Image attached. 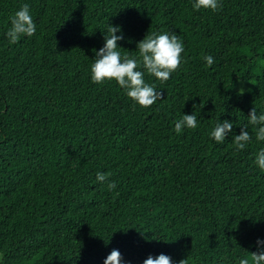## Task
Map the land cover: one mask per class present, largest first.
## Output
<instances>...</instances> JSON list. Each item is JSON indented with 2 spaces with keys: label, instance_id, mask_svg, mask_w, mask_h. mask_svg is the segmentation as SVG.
<instances>
[{
  "label": "trees",
  "instance_id": "1",
  "mask_svg": "<svg viewBox=\"0 0 264 264\" xmlns=\"http://www.w3.org/2000/svg\"><path fill=\"white\" fill-rule=\"evenodd\" d=\"M23 3L36 23L9 44V17ZM0 0V264H121L163 253L174 262L232 264L264 238V142L237 151L208 132L217 119L247 122L264 111V0ZM134 55L147 32L173 30L180 66L148 107L114 80L90 81L89 65L108 27ZM119 34V33H117ZM214 62L207 66L204 55ZM251 81L242 93L234 82ZM196 129L173 131L181 113ZM110 173L116 188L95 181ZM161 239V240H157Z\"/></svg>",
  "mask_w": 264,
  "mask_h": 264
},
{
  "label": "clouds",
  "instance_id": "2",
  "mask_svg": "<svg viewBox=\"0 0 264 264\" xmlns=\"http://www.w3.org/2000/svg\"><path fill=\"white\" fill-rule=\"evenodd\" d=\"M221 6L220 0H191V7L194 10L207 9L215 11ZM9 27L4 33L9 44L16 43L22 36L30 37L36 31V23L29 10V4L23 3L9 17ZM119 33V34H117ZM103 45L94 50V56L89 65L90 81L96 84L114 80L120 87L123 94L130 101L141 107H148L161 99L162 93L153 83L146 81L145 76L154 78L163 83L181 64V53L184 51V43L179 35L173 30L151 31L136 42V53L129 55L121 53L122 47L117 42L123 39L119 25H110L107 34H103ZM203 61L207 66L214 62L212 55H204ZM243 92V88L240 89ZM199 120L192 111L190 114L181 113L178 119L174 120L173 131L181 133L186 129H196ZM249 126L254 128L255 140L264 142V111H257L251 108L247 115V122L240 125L239 134L233 132V121L228 119H217L208 136L218 144L225 142L227 135L231 136V142L237 151L243 150L251 141L252 136ZM253 164L261 171H264V147H260L253 158ZM110 173L97 171L95 181L102 187L106 185L108 191L116 188L115 181L109 179ZM161 240V239H157ZM256 251L250 252V256H237L232 264H264V238L257 237L255 240ZM103 264H121L119 250L112 249L104 258ZM143 264H187L181 259L174 262L166 254L160 253L153 257L151 254L143 260ZM224 264V258L218 261Z\"/></svg>",
  "mask_w": 264,
  "mask_h": 264
},
{
  "label": "rangeland",
  "instance_id": "3",
  "mask_svg": "<svg viewBox=\"0 0 264 264\" xmlns=\"http://www.w3.org/2000/svg\"><path fill=\"white\" fill-rule=\"evenodd\" d=\"M251 87V81L242 82L240 80H236L234 82V88L238 91H240L241 88H243V91L248 90Z\"/></svg>",
  "mask_w": 264,
  "mask_h": 264
}]
</instances>
